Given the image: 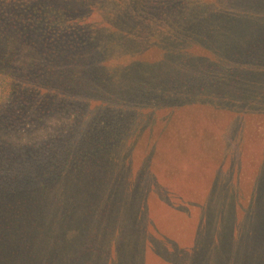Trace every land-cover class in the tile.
I'll return each instance as SVG.
<instances>
[{"label": "trees", "instance_id": "1", "mask_svg": "<svg viewBox=\"0 0 264 264\" xmlns=\"http://www.w3.org/2000/svg\"><path fill=\"white\" fill-rule=\"evenodd\" d=\"M89 3L0 0V129L33 138L0 144V264H264V154L224 155L264 108V0Z\"/></svg>", "mask_w": 264, "mask_h": 264}, {"label": "rangeland", "instance_id": "2", "mask_svg": "<svg viewBox=\"0 0 264 264\" xmlns=\"http://www.w3.org/2000/svg\"><path fill=\"white\" fill-rule=\"evenodd\" d=\"M41 3H57L59 4L63 9H67L68 12H66L69 16V18H81L82 21H85V17L91 16L90 19H94L96 17V20L100 18V15L93 14V7L96 3H89V0H39ZM89 8H92L89 10ZM96 9V8H95ZM32 45H26L19 49V59L15 64H18L20 66H23L27 60V58L32 54V50L35 52V48H32ZM14 64V65H15ZM10 70H7L6 72L3 71V74H0L1 79L5 77L7 80L11 81V75L9 74ZM0 79V80H1ZM0 81V101L6 98V96L9 93V89L7 88L9 86L5 87V84ZM10 84V83H9ZM5 90V92H4ZM8 101V100H7ZM256 110H250V113H237L234 111L229 118H240L242 117V124H244V133L243 136L238 138L236 133V128L230 130V132L227 134L226 138V146L229 147L228 152H224L227 162L229 160L236 161L238 160L240 151H242V147L248 146L250 151L254 152V157L250 156L246 161H243V164L246 165L248 161L250 160L252 162V165L256 163L261 162L262 160V154H264V108L259 110L260 114H253V112ZM154 115H149L150 117L145 116L146 112L144 111L142 115H138V117L141 119V123L138 125L137 128L133 129L130 134L129 138L127 139L125 145L122 147L124 150H128L131 146V143L135 140H139L141 144L143 145V140L149 138L151 135V140H153L156 135L157 127L156 125L159 122V119L161 117L167 116V111L164 110L162 113V116L156 120V106L154 107ZM225 119H228V115H224ZM134 118V117H133ZM224 120V124H226L227 120ZM234 130V131H233ZM16 132V130L13 133H9L7 135L6 130L0 129V144H4V148H18L19 146L24 145L25 143L33 140V138H29L28 136H23L20 139H16L13 137V134ZM19 136V135H17ZM15 143V144H14ZM236 144L239 145V149L236 152ZM245 145V146H244ZM228 157L230 159L228 160ZM229 164V163H228ZM173 169L175 168L174 165ZM168 168V167H167Z\"/></svg>", "mask_w": 264, "mask_h": 264}]
</instances>
